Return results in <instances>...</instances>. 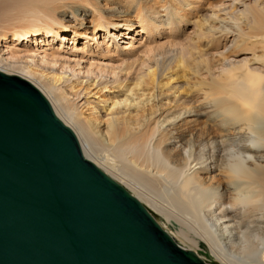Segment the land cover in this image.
Segmentation results:
<instances>
[{"label":"bare ground","instance_id":"6f19581e","mask_svg":"<svg viewBox=\"0 0 264 264\" xmlns=\"http://www.w3.org/2000/svg\"><path fill=\"white\" fill-rule=\"evenodd\" d=\"M70 1L0 0V22L12 17L38 18ZM205 9L191 0H170L163 13L136 8L139 30L136 27L134 36L141 31L147 37L163 26L167 32L181 34L183 19L194 23L196 30L185 47L158 52L151 58L134 50L139 46L133 47L132 41L120 46V61L135 69L133 75L130 71L121 76L84 72L81 61L59 70L52 65L33 69L28 62L44 51L21 46L48 41L53 27L48 24L39 39L29 37L26 29H13L11 40L4 42L7 50L0 49V70L37 87L55 114L74 131L85 157L126 189L131 188L130 193L156 220L153 210L179 226L170 232L166 222L157 220L180 246L200 255L197 249L205 243L223 264H247L241 255L245 261L264 264V0H236L233 8L209 13ZM74 11L86 15L85 9ZM115 22L96 21L94 32L135 30L125 20ZM67 33L79 36L71 29H59L53 36L56 39ZM215 34L262 41L255 44L248 60L223 58L216 63L197 50L198 42L210 48ZM93 37L96 44L104 45L97 33ZM115 37L111 35L116 43ZM178 54L188 58L170 68ZM203 73L209 77V86L199 80L192 82ZM81 106H89L91 114L104 118V123L86 121ZM93 133L112 143L115 156L98 152ZM216 171L220 174L215 183L200 176Z\"/></svg>","mask_w":264,"mask_h":264},{"label":"water","instance_id":"95a60500","mask_svg":"<svg viewBox=\"0 0 264 264\" xmlns=\"http://www.w3.org/2000/svg\"><path fill=\"white\" fill-rule=\"evenodd\" d=\"M0 264H209L85 157L45 95L0 70Z\"/></svg>","mask_w":264,"mask_h":264},{"label":"rangeland","instance_id":"374dc122","mask_svg":"<svg viewBox=\"0 0 264 264\" xmlns=\"http://www.w3.org/2000/svg\"><path fill=\"white\" fill-rule=\"evenodd\" d=\"M169 1L170 0H71L68 4L65 5V7L58 6L51 13L39 16L38 18L29 17L21 19L12 17L7 21L4 20L2 21V23L0 22V49L1 51L7 50L4 42H9V40H11L13 29H26L28 30L27 33H29V37L39 39L37 38L38 34H43L45 31L41 30H44L45 25L48 24L53 26L50 28L52 30V33L49 34L50 38L48 39V41H46V39H42L41 44H31V46L26 45V47L21 46V48H31L36 52L42 49L44 53H47H36L37 55L34 57V61L28 62V64L31 65L33 69L40 70L44 67H48L49 65H52L53 67L56 66V69L58 70L59 67L65 69L74 66L77 62L81 61V71L84 72L89 69V71L93 73L105 72L115 74L116 76H121L126 71H130L129 75H133L135 73V69L128 68L120 61V58H123L122 49L120 50V46L122 47V45L126 44V42L132 41L131 43H133V47L139 46L134 50L141 51V55L143 57L151 58L152 55L158 52H163L166 50L167 52H170L174 49L185 47L187 43L193 39V31L196 30V26L188 19L182 20V23H184V31L181 34L167 32L164 30L165 27L163 26L160 31H152L147 37H145V33H142L141 31L137 32V36H134L136 33V27L138 26V19L136 21V18H138L139 16V14L136 12V8L140 7L163 13V11L161 10H163V7H165ZM191 1L197 2L199 5L206 8L205 10L207 11V13H209L208 10H218L219 8L223 7L233 8V2L236 0ZM243 1L247 3L251 0ZM130 7H133V9L130 10ZM77 8L85 9L86 15L83 16V13L80 11L75 12L74 10ZM80 18H84L85 20L82 22ZM117 20L119 22L125 20V23L129 22V24H132L133 27L131 29L135 28L134 32L123 31V34H120L117 33V30L113 27H111L113 28L111 32L107 34H102V32H99L98 29H96L94 32L96 21H99V23H103L106 21H109V23H117L115 22ZM70 26H74V28ZM59 29L74 30L77 34H79V36L73 37L72 34L67 33L65 37L58 36L56 39H54L53 34ZM137 30H139L138 27ZM95 33H97V38L101 37L100 40L104 42L103 46L96 44V42L94 41L93 35ZM112 34L116 36V43L111 38ZM127 37H130L131 39H128ZM31 40L32 39H30L29 42H31ZM51 41H53V43H50ZM259 41L262 40H257L254 38L249 39L246 37L233 38L229 35L215 34L212 40V46L210 48L205 49L203 42H198L197 50L204 57L208 56L210 58H213L212 60H214L216 63H220L223 58H228L229 61L243 62L252 58L253 49L257 47L255 44ZM49 45L53 47L51 48L49 47ZM125 51L133 52L131 49H126ZM256 54L261 55V51H256ZM138 58L139 57H137V59ZM186 58H188V55L178 54L170 61L169 67L177 68L182 61L186 60ZM215 67L220 66L217 65ZM217 74L218 73H215L214 75ZM198 80L205 82V86H209V77L206 74H201L192 82L198 83ZM81 108L82 117L86 121L91 120L104 123V118L96 119V117L91 114V109L89 108V106H81ZM191 119V117L186 118V120L188 121ZM204 120V117L200 118L201 124H203ZM99 129L101 130V132H105V129L102 125ZM198 132L199 130H197V133ZM92 137L96 147L98 148V152L100 149L101 151L109 155L115 156L113 145L107 138L100 137L99 133H93ZM174 148H176V146ZM89 154L93 155V152L89 151ZM219 174L220 173L216 171L213 173H200V176L204 179L205 182L215 183ZM213 177L215 179H213ZM130 189L127 190L129 192H132V189ZM150 209L153 210V208ZM153 211L155 212L157 220L159 219L158 221L165 224V219L159 213H157L156 210ZM166 223L167 224H165V226L167 225L170 232H173L179 227L175 224H170L168 222ZM201 246L202 248L197 250L200 254L199 256L205 262L209 264H223L218 259H216L215 256H212L209 247L205 243ZM227 247L225 246V248H222H224V251L227 254H230L231 250ZM232 256L239 257L237 255ZM241 257L245 263L255 264L250 259H247L245 261V258L243 259L242 255L240 256V258ZM241 264H243V262H241Z\"/></svg>","mask_w":264,"mask_h":264}]
</instances>
